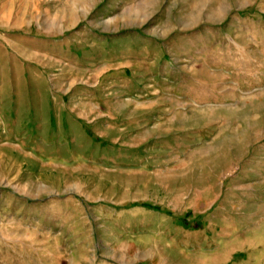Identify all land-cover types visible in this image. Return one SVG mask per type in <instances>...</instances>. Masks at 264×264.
I'll list each match as a JSON object with an SVG mask.
<instances>
[{
    "label": "rangeland",
    "instance_id": "374dc122",
    "mask_svg": "<svg viewBox=\"0 0 264 264\" xmlns=\"http://www.w3.org/2000/svg\"><path fill=\"white\" fill-rule=\"evenodd\" d=\"M0 264H264V0H0Z\"/></svg>",
    "mask_w": 264,
    "mask_h": 264
}]
</instances>
